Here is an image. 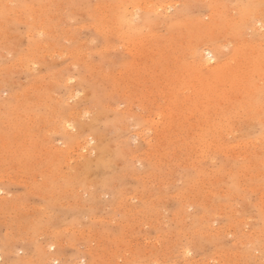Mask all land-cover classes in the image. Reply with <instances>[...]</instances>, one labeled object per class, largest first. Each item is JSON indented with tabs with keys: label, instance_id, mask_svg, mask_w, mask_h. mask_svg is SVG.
<instances>
[{
	"label": "rangeland",
	"instance_id": "1",
	"mask_svg": "<svg viewBox=\"0 0 264 264\" xmlns=\"http://www.w3.org/2000/svg\"><path fill=\"white\" fill-rule=\"evenodd\" d=\"M0 264H264V0H0Z\"/></svg>",
	"mask_w": 264,
	"mask_h": 264
},
{
	"label": "bare ground",
	"instance_id": "2",
	"mask_svg": "<svg viewBox=\"0 0 264 264\" xmlns=\"http://www.w3.org/2000/svg\"><path fill=\"white\" fill-rule=\"evenodd\" d=\"M151 13V12H150ZM131 18H132V16L131 15H129V14H127V16H123V17H121V18H119V22L117 23L118 25H119V30H117V31H119V36H117L118 34H116V37H120V39L123 41V44L125 45V46H127V47H130L132 50H134V51H138V56H139V49H141V48H138V44L140 43V42H137L135 39H134V32H133V30H132V28H131V23H132V21L133 20H131ZM154 22V21H153ZM108 32V31H107ZM106 32V34H108ZM116 33H118V32H116ZM108 36V35H107ZM111 37V36H110ZM109 37V38H110ZM107 42H108V40H107ZM81 44H83V43H81ZM143 45V44H142ZM108 48V47H107ZM143 48H144V46H143ZM147 49V48H146ZM47 50V49H46ZM104 50H106V49H104ZM141 51V50H140ZM142 52V51H141ZM160 52H163L162 50H160ZM141 54V53H140ZM211 53H207V56L208 55H210ZM131 55V54H130ZM159 55V54H158ZM134 56V55H133ZM199 56V55H198ZM135 57V56H134ZM211 57V56H210ZM135 60V59H134ZM130 61V60H129ZM159 61V60H158ZM196 61H197V59H196ZM213 61H215V60H213ZM160 62V61H159ZM209 62L210 61H208L207 60V63L209 64ZM122 64V63H121ZM125 64H127L126 63V61H125ZM196 64H197V62H196ZM199 64V63H198ZM197 64V65H198ZM128 65V64H127ZM158 65H156V67H157ZM162 66V65H161ZM200 66V65H199ZM131 67V66H130ZM129 67V68H130ZM205 67H206V65H205ZM205 67H204V69H205ZM87 68V67H86ZM89 68V67H88ZM166 68V67H165ZM90 69V68H89ZM92 69V68H91ZM91 69H90V71H91ZM128 68H126V70H127ZM158 70H159V68H157ZM208 69V68H207ZM120 70H121V68H120ZM155 70H156V68H155ZM87 71V70H86ZM122 71V70H121ZM123 71H125V70H123ZM130 71V70H129ZM132 71V70H131ZM155 73H156V71H155ZM167 75H169V74H167ZM194 85V84H193ZM178 88V87H177ZM198 89V88H197ZM196 89V90H197ZM176 92V91H175ZM176 94V93H175ZM198 95V94H197ZM212 95V94H211ZM226 95V94H225ZM173 96V95H172ZM176 98V97H175ZM185 98V97H184ZM183 98V99H184ZM169 99V98H168ZM174 99V98H173ZM177 99H178V97H177ZM188 99V98H187ZM211 99V98H210ZM214 99V98H213ZM172 100V99H171ZM179 100V99H178ZM195 100V99H194ZM64 101V100H63ZM181 101V100H180ZM187 101V100H186ZM191 100H189V102H190ZM193 101V100H192ZM203 101V100H202ZM212 101V100H211ZM210 101V102H211ZM188 102V103H189ZM195 102V101H194ZM208 102V101H207ZM210 102H208V103H210ZM65 103V102H64ZM181 103V102H180ZM187 103V105H189ZM199 103V102H198ZM206 103V102H205ZM204 103V104H205ZM212 103V102H211ZM210 103V104H211ZM174 104H175V101H174ZM182 104V103H181ZM192 104V102L190 103V105ZM203 104V103H202ZM213 104V103H212ZM211 104V105H212ZM220 104H222V103H220ZM64 105V104H63ZM65 106H67V105H65ZM183 106H184V104H183ZM196 106H197V102H196ZM205 106V105H204ZM204 106H203V108H204ZM176 107V106H175ZM192 107V106H191ZM200 106H199V104H198V106H197V108H199ZM214 107H215V104H214ZM214 107H213V109H214ZM8 108V107H7ZM12 108V107H11ZM218 108V110H219V107H217ZM10 109V108H9ZM180 109V108H179ZM189 109V108H188ZM208 109V108H207ZM213 109H211L210 111H212ZM73 110V109H72ZM71 110V111H72ZM181 110V109H180ZM203 110V109H202ZM222 110V109H221ZM221 110H219L220 112H221ZM227 110V109H226ZM196 112L198 111V110H195ZM224 111V110H223ZM176 112V111H175ZM202 111H200V113H201ZM213 113V112H212ZM212 113H210V114H212ZM224 113V112H223ZM223 113H222V115H223ZM76 114V113H75ZM202 114H203V112H202ZM206 114V113H205ZM169 115V114H168ZM173 115V114H172ZM207 115V114H206ZM178 116H179V114H178ZM196 116V115H195ZM202 116V115H201ZM210 116H212V115H210ZM209 116V117H210ZM220 116V115H219ZM218 116V117H219ZM227 116H228V114H227ZM32 117V116H31ZM164 117V116H163ZM208 117V116H207ZM207 117H203V118H206L207 119ZM226 117V116H225ZM156 118V117H155ZM228 118V117H227ZM231 118V117H230ZM33 119V118H32ZM166 119V118H165ZM167 119H168V117H167ZM172 119H174L173 117H172ZM202 119V118H201ZM210 119V118H209ZM218 119V118H217ZM70 120V119H69ZM80 120V119H79ZM98 120V119H97ZM127 120V119H126ZM213 120V119H212ZM212 120H208V121H212ZM221 120V119H220ZM231 120V119H230ZM65 121V120H64ZM68 121V120H67ZM95 121V120H94ZM170 121V120H169ZM219 121V120H218ZM222 121V120H221ZM226 121V120H225ZM229 121V120H228ZM224 122V121H223ZM200 123H202V122H200ZM216 123V122H215ZM229 123V122H228ZM228 123H225V124H228ZM71 124V123H70ZM93 124V123H92ZM224 124V123H223ZM94 125V124H93ZM238 125V124H237ZM95 126V125H94ZM93 126V127H94ZM204 126V125H203ZM203 126L201 127V128H203ZM223 126V125H222ZM96 127V126H95ZM207 127H208V125H207ZM221 127V126H220ZM225 127V126H224ZM226 127H228V125L226 126ZM210 129V128H209ZM223 129V128H222ZM239 129H241V128H239ZM159 130V129H158ZM204 130H205V128H204ZM229 130V129H228ZM63 131V130H62ZM160 131V130H159ZM194 131H195V129H194ZM202 131V130H201ZM215 131H217V130H215ZM223 131V130H222ZM162 132V131H161ZM224 132V131H223ZM227 132V131H226ZM162 133H165V132H162ZM161 133V134H162ZM215 133V132H214ZM217 133H219V132H217ZM66 134V133H65ZM196 134V133H195ZM222 134H224V133H222ZM221 134V135H222ZM68 135H70V134H68ZM197 135H199V134H197ZM197 135L195 136V137H197ZM194 137V138H195ZM198 138L200 139V136H198ZM95 139H97V138H95ZM216 140V139H215ZM218 140H220V139H218ZM226 141V140H225ZM78 142H80V141H78ZM219 142V141H218ZM194 143H198L197 141L196 142H194ZM203 143V142H202ZM215 144V143H214ZM213 144V145H214ZM52 145V144H51ZM50 145V146H51ZM196 145V144H195ZM202 145V144H201ZM201 145H199L198 147H200ZM66 147V146H65ZM78 147V146H77ZM71 148H73V147H71ZM69 151H71V150H69ZM211 151V150H210ZM209 151V152H210ZM68 153V152H67ZM84 153V152H83ZM92 153V152H91ZM103 154V153H102ZM102 157V156H101ZM97 163H99V162H97ZM202 171V173L204 174V172L203 171H205V170H201ZM202 174V175H203ZM235 174V173H234ZM230 175V174H229ZM231 176V175H230ZM234 179V178H233ZM235 184V183H234ZM229 192H230V190H229ZM231 193V192H230ZM233 196V195H232ZM235 196V195H234ZM234 219V218H233ZM236 225H237V223H236ZM219 233V232H218ZM188 250V249H187ZM246 258V257H245Z\"/></svg>",
	"mask_w": 264,
	"mask_h": 264
}]
</instances>
